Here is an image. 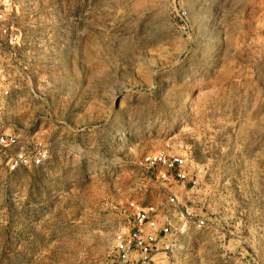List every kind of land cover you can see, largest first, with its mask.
<instances>
[{"label": "rangeland", "instance_id": "374dc122", "mask_svg": "<svg viewBox=\"0 0 264 264\" xmlns=\"http://www.w3.org/2000/svg\"><path fill=\"white\" fill-rule=\"evenodd\" d=\"M13 1L4 117L50 159L0 172V264H114L128 203L167 189L209 219L175 264H264V0ZM162 149L196 188L152 178L141 160Z\"/></svg>", "mask_w": 264, "mask_h": 264}, {"label": "built area", "instance_id": "2783aa9c", "mask_svg": "<svg viewBox=\"0 0 264 264\" xmlns=\"http://www.w3.org/2000/svg\"><path fill=\"white\" fill-rule=\"evenodd\" d=\"M18 11L19 6L13 0H0V49L4 50L5 40L12 50L11 55L25 45L22 30L11 19ZM0 61V172L11 174L43 168L50 159L48 144L40 137L8 124L4 117V104L13 98L12 88L19 89L21 83L15 79L7 80L8 69L4 67L1 53ZM141 165L148 172L157 170L151 177L165 188L176 182L191 188L200 184L188 158L182 154L158 150L145 155ZM127 211V219L113 225L114 264H175L170 255L176 248L209 227L208 217L185 211L179 195L171 189H167V197L162 203L143 205L133 200L128 203ZM231 264H244V261L236 260Z\"/></svg>", "mask_w": 264, "mask_h": 264}, {"label": "crops", "instance_id": "0c3cea01", "mask_svg": "<svg viewBox=\"0 0 264 264\" xmlns=\"http://www.w3.org/2000/svg\"><path fill=\"white\" fill-rule=\"evenodd\" d=\"M0 53H1L2 60H4V50L0 49Z\"/></svg>", "mask_w": 264, "mask_h": 264}]
</instances>
